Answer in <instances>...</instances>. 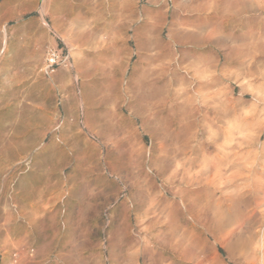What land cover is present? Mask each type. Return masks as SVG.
I'll return each mask as SVG.
<instances>
[{"label":"rangeland","instance_id":"1","mask_svg":"<svg viewBox=\"0 0 264 264\" xmlns=\"http://www.w3.org/2000/svg\"><path fill=\"white\" fill-rule=\"evenodd\" d=\"M0 264H264V0H0Z\"/></svg>","mask_w":264,"mask_h":264},{"label":"built area","instance_id":"2","mask_svg":"<svg viewBox=\"0 0 264 264\" xmlns=\"http://www.w3.org/2000/svg\"><path fill=\"white\" fill-rule=\"evenodd\" d=\"M47 65L49 69H54L61 62V54L57 48H51L48 52Z\"/></svg>","mask_w":264,"mask_h":264}]
</instances>
